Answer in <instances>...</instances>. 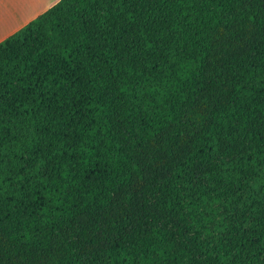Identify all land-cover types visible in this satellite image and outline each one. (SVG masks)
I'll return each mask as SVG.
<instances>
[{
  "label": "trees",
  "instance_id": "1",
  "mask_svg": "<svg viewBox=\"0 0 264 264\" xmlns=\"http://www.w3.org/2000/svg\"><path fill=\"white\" fill-rule=\"evenodd\" d=\"M0 264H264V0H59L3 40Z\"/></svg>",
  "mask_w": 264,
  "mask_h": 264
},
{
  "label": "crops",
  "instance_id": "2",
  "mask_svg": "<svg viewBox=\"0 0 264 264\" xmlns=\"http://www.w3.org/2000/svg\"><path fill=\"white\" fill-rule=\"evenodd\" d=\"M59 0H0V43Z\"/></svg>",
  "mask_w": 264,
  "mask_h": 264
}]
</instances>
